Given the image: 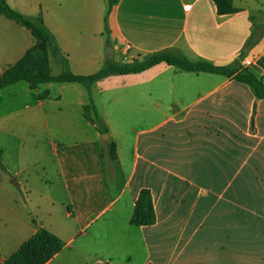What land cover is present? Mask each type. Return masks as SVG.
Returning a JSON list of instances; mask_svg holds the SVG:
<instances>
[{
	"label": "crops",
	"instance_id": "0c3cea01",
	"mask_svg": "<svg viewBox=\"0 0 264 264\" xmlns=\"http://www.w3.org/2000/svg\"><path fill=\"white\" fill-rule=\"evenodd\" d=\"M6 1L44 20L76 75L174 50L264 80V0H234L229 15L211 0ZM38 43L0 14V74ZM49 68L62 72L52 53ZM91 96L72 82L0 90V264L40 229L63 243L46 264H264V99L167 63ZM143 191L151 226L133 223Z\"/></svg>",
	"mask_w": 264,
	"mask_h": 264
},
{
	"label": "trees",
	"instance_id": "16d2710c",
	"mask_svg": "<svg viewBox=\"0 0 264 264\" xmlns=\"http://www.w3.org/2000/svg\"><path fill=\"white\" fill-rule=\"evenodd\" d=\"M215 3L220 15H229L239 12L234 6V0H211ZM112 6V2H111ZM0 14L32 30L39 39V43L31 48L24 58L15 66L9 67L0 74V90L19 82H26L31 87H37L47 83H79L89 91L90 101L92 86L110 76L136 74L143 72L157 64L167 63L187 72H204L225 77H234L239 83L248 85L258 100L264 99V80L248 69L238 70L229 66H217L206 61L191 62L174 50H165L152 54L141 63L120 64L111 58H107L103 68L92 75H76L69 66L57 46L51 32L45 26L41 17H28L13 8L6 0H0ZM252 40H249L251 44ZM52 53L56 61L61 65L62 72L53 76L49 68V54ZM95 115V122L100 134H108V128L98 115L95 107L91 105ZM111 160H116V147L112 143L109 146ZM0 168L5 167L0 161ZM133 223L139 226H151L155 223L152 196L149 191H143L139 197ZM63 249V243L51 232L40 229L25 243L15 254L3 264H46Z\"/></svg>",
	"mask_w": 264,
	"mask_h": 264
},
{
	"label": "water",
	"instance_id": "95a60500",
	"mask_svg": "<svg viewBox=\"0 0 264 264\" xmlns=\"http://www.w3.org/2000/svg\"><path fill=\"white\" fill-rule=\"evenodd\" d=\"M106 53H107L108 55H111V56H112V55L114 54V50L108 45V51H107ZM148 57H149V56H148ZM148 57H146V58H144V59H141V60H139V59L130 60V61H128V64L141 63V62L145 61ZM115 61L119 62L120 59H119V58H116ZM102 137H103V139H107V138H108V135L105 134V135H102Z\"/></svg>",
	"mask_w": 264,
	"mask_h": 264
},
{
	"label": "rangeland",
	"instance_id": "374dc122",
	"mask_svg": "<svg viewBox=\"0 0 264 264\" xmlns=\"http://www.w3.org/2000/svg\"><path fill=\"white\" fill-rule=\"evenodd\" d=\"M115 1V0H113ZM108 45L111 47V45L109 44L108 41L105 42V53L108 51ZM120 54H122V50L119 52ZM55 70V69H54Z\"/></svg>",
	"mask_w": 264,
	"mask_h": 264
},
{
	"label": "built area",
	"instance_id": "2783aa9c",
	"mask_svg": "<svg viewBox=\"0 0 264 264\" xmlns=\"http://www.w3.org/2000/svg\"><path fill=\"white\" fill-rule=\"evenodd\" d=\"M128 49H129V48H128V47H126V49H125V50L127 51Z\"/></svg>",
	"mask_w": 264,
	"mask_h": 264
}]
</instances>
